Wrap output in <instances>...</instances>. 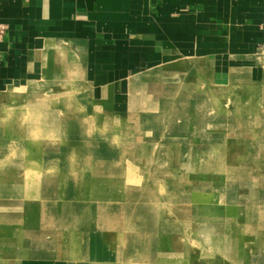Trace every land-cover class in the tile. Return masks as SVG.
Returning a JSON list of instances; mask_svg holds the SVG:
<instances>
[{
	"label": "rangeland",
	"instance_id": "rangeland-1",
	"mask_svg": "<svg viewBox=\"0 0 264 264\" xmlns=\"http://www.w3.org/2000/svg\"><path fill=\"white\" fill-rule=\"evenodd\" d=\"M216 66L185 58L123 115L63 82L8 99L0 264H264V47Z\"/></svg>",
	"mask_w": 264,
	"mask_h": 264
},
{
	"label": "crops",
	"instance_id": "crops-1",
	"mask_svg": "<svg viewBox=\"0 0 264 264\" xmlns=\"http://www.w3.org/2000/svg\"><path fill=\"white\" fill-rule=\"evenodd\" d=\"M0 27L1 110L63 82L78 112L123 115L185 58L216 70L264 47V0H0Z\"/></svg>",
	"mask_w": 264,
	"mask_h": 264
},
{
	"label": "bare ground",
	"instance_id": "bare-ground-1",
	"mask_svg": "<svg viewBox=\"0 0 264 264\" xmlns=\"http://www.w3.org/2000/svg\"><path fill=\"white\" fill-rule=\"evenodd\" d=\"M12 93H13V90H8V92H7V93H5V95L7 94V96H5V97L11 96V95H12Z\"/></svg>",
	"mask_w": 264,
	"mask_h": 264
},
{
	"label": "built area",
	"instance_id": "built-area-1",
	"mask_svg": "<svg viewBox=\"0 0 264 264\" xmlns=\"http://www.w3.org/2000/svg\"><path fill=\"white\" fill-rule=\"evenodd\" d=\"M2 32H3L2 27H0V39L2 37Z\"/></svg>",
	"mask_w": 264,
	"mask_h": 264
}]
</instances>
